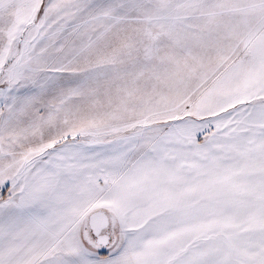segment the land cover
Listing matches in <instances>:
<instances>
[{
  "label": "snow or ice",
  "instance_id": "snow-or-ice-1",
  "mask_svg": "<svg viewBox=\"0 0 264 264\" xmlns=\"http://www.w3.org/2000/svg\"><path fill=\"white\" fill-rule=\"evenodd\" d=\"M0 264H264V0H0Z\"/></svg>",
  "mask_w": 264,
  "mask_h": 264
}]
</instances>
